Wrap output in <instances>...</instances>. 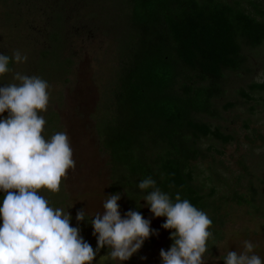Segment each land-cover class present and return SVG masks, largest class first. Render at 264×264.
<instances>
[{
  "label": "rangeland",
  "instance_id": "rangeland-1",
  "mask_svg": "<svg viewBox=\"0 0 264 264\" xmlns=\"http://www.w3.org/2000/svg\"><path fill=\"white\" fill-rule=\"evenodd\" d=\"M228 1L258 12L259 18L264 13V0ZM128 22L126 0H0V53L12 58L19 50L27 56L19 64L10 59L11 71L0 76V87L18 84L16 72L47 81L49 104L39 113L46 120L42 135L50 139L56 132H66L73 151L75 168L62 179L60 192L39 194L53 208L71 213V225L81 229L80 235L94 250L97 237L89 220L104 211L103 203L112 194L108 155L97 124L107 111L123 62L132 32ZM246 51L249 69L230 74L225 92L215 99L217 115H201L212 126H220L229 139H202L207 157L198 162V175L213 202L204 212L214 218L209 230H219V247L208 245L204 264H225L223 257L229 251L242 252L245 240L255 245L254 253L264 264V214L234 198L235 193L256 190L255 204L264 209V90L250 89L251 83L264 82V42ZM4 116L7 112L0 119ZM118 204L123 217L129 205L123 197ZM81 209L87 212L82 222L76 219ZM142 215L158 235L153 232L124 262L99 261L109 250L105 246L93 264H163L160 250L170 249L174 229L162 227L167 218L155 217L146 200Z\"/></svg>",
  "mask_w": 264,
  "mask_h": 264
},
{
  "label": "trees",
  "instance_id": "trees-1",
  "mask_svg": "<svg viewBox=\"0 0 264 264\" xmlns=\"http://www.w3.org/2000/svg\"><path fill=\"white\" fill-rule=\"evenodd\" d=\"M126 5L130 41L97 124L110 191L142 213V201L153 189L140 190L138 184L151 177L173 202L179 194L208 210L213 202L198 175V162L207 157L202 139H229L201 115L216 116L215 99L225 92L230 74L249 69L246 49L263 44L264 13L259 18L228 0H126ZM250 89L264 90V82ZM4 195L0 191V205ZM257 195L254 190L234 198L263 215ZM209 231L216 241L219 230ZM208 245L214 248L212 239Z\"/></svg>",
  "mask_w": 264,
  "mask_h": 264
},
{
  "label": "clouds",
  "instance_id": "clouds-1",
  "mask_svg": "<svg viewBox=\"0 0 264 264\" xmlns=\"http://www.w3.org/2000/svg\"><path fill=\"white\" fill-rule=\"evenodd\" d=\"M10 59L27 61L19 50L10 58L0 53V76L11 71ZM19 83L0 87V191L5 193L0 205V264H93L105 246L108 252L99 261H127L137 253L153 232L151 221L141 212L128 210L122 217L119 193L108 195L104 211L89 222L97 237L94 250L80 235L81 229L70 223L72 216L63 208H53L41 191L59 193L62 179L75 168L73 151L66 132H56L50 139L42 135L46 120L39 113L49 104V85L38 76L16 72ZM140 190L153 189L144 200L155 217H166L164 229H174L169 250H160L163 264H204V254L212 239V220L189 200L175 202L163 193L151 177L139 182ZM81 209L77 221H84ZM255 245L245 240L242 252L229 251L225 264H262L254 253Z\"/></svg>",
  "mask_w": 264,
  "mask_h": 264
}]
</instances>
